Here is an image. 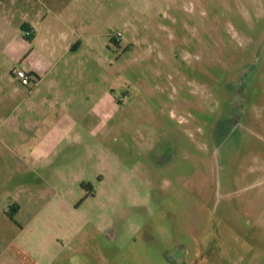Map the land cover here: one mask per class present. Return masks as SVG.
I'll list each match as a JSON object with an SVG mask.
<instances>
[{
    "label": "rangeland",
    "instance_id": "obj_1",
    "mask_svg": "<svg viewBox=\"0 0 264 264\" xmlns=\"http://www.w3.org/2000/svg\"><path fill=\"white\" fill-rule=\"evenodd\" d=\"M26 1L0 0V264H264V0H71L67 53Z\"/></svg>",
    "mask_w": 264,
    "mask_h": 264
},
{
    "label": "crops",
    "instance_id": "obj_2",
    "mask_svg": "<svg viewBox=\"0 0 264 264\" xmlns=\"http://www.w3.org/2000/svg\"><path fill=\"white\" fill-rule=\"evenodd\" d=\"M30 1V0H27ZM26 1V3H27ZM39 5H41L46 11V15L43 12H38L36 20L40 21L39 25V34H36L33 42H37L42 46H63L64 53L71 51V35H75V31L73 26L70 23V12L69 6L71 5V0H36ZM63 7V9H61ZM51 14V15H49ZM70 14L68 17H64L65 15ZM64 15V16H63ZM46 17H48L46 19ZM27 18V16H26ZM57 20V21H55ZM25 23L26 19L24 20ZM60 24V25H59ZM26 26V24H24ZM27 29V28H25ZM33 29V28H31ZM58 29L56 33L51 32L52 30ZM30 30V28H28ZM72 41V40H71ZM48 59H56L59 57V49L53 48L47 51ZM30 74V72L28 71ZM47 73L43 76L44 78L47 77ZM31 76V74H30ZM44 78H41L43 80ZM32 79V76H31Z\"/></svg>",
    "mask_w": 264,
    "mask_h": 264
},
{
    "label": "built area",
    "instance_id": "obj_3",
    "mask_svg": "<svg viewBox=\"0 0 264 264\" xmlns=\"http://www.w3.org/2000/svg\"><path fill=\"white\" fill-rule=\"evenodd\" d=\"M15 77L21 82V84L22 85H24V86H29L30 84H31V76H30V74L26 71V70H24V69H22V68H19V67H17L16 69H15Z\"/></svg>",
    "mask_w": 264,
    "mask_h": 264
}]
</instances>
